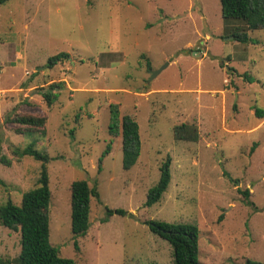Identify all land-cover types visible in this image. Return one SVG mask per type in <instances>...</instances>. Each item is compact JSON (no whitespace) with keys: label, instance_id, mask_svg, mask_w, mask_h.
I'll list each match as a JSON object with an SVG mask.
<instances>
[{"label":"rangeland","instance_id":"374dc122","mask_svg":"<svg viewBox=\"0 0 264 264\" xmlns=\"http://www.w3.org/2000/svg\"><path fill=\"white\" fill-rule=\"evenodd\" d=\"M235 28L244 26L223 20L220 0L1 4L0 155L11 163L0 162V204L19 205L37 185L42 161L12 152L32 145L49 157V242L61 257L172 264V247L145 223L157 220L197 225L199 264L264 262V117L255 114L264 109V29H247L255 43H241L230 39ZM60 52L68 58L47 68ZM60 81L48 107L41 92ZM111 104L119 121L130 115L138 124L140 154L129 169L122 167L120 131H108ZM15 115L46 122L17 133L19 125L7 120ZM181 123L196 127V141L174 138ZM167 156L170 183L145 206ZM79 179L98 197H91L89 227L75 247L70 184ZM245 189L252 204L239 192ZM106 208L125 214L107 217ZM19 252V231L0 224L1 261Z\"/></svg>","mask_w":264,"mask_h":264},{"label":"trees","instance_id":"16d2710c","mask_svg":"<svg viewBox=\"0 0 264 264\" xmlns=\"http://www.w3.org/2000/svg\"><path fill=\"white\" fill-rule=\"evenodd\" d=\"M9 0H0V5ZM221 15L223 20H233L241 23L244 28H235L231 36L241 43H255L246 30L264 29V0H220ZM68 53L60 52L47 59V68H52L68 58ZM232 70V69H231ZM248 82L254 79L243 75ZM64 86L63 82H52L41 92V97L50 107L59 96V90ZM110 121L108 131L110 135L121 133L122 146V167L131 168L140 154L139 128L135 119L130 115H123L119 121V108L117 104L109 106ZM255 114L264 117V109L256 108ZM12 123L19 125L17 133H24L28 130H42L45 125V118L35 115H15L9 119ZM193 125V124H192ZM181 123L173 129V136L176 140L196 141L198 133L196 127ZM110 144L107 145L102 157L109 153ZM13 155L20 159L24 156L33 157L42 161L41 170L37 179V185L24 192L19 205L7 200L0 204V224L13 231L20 233V252L18 256L10 261L0 264H75L74 260L59 255L58 249L49 242V218L48 207L50 202L49 179L46 163L49 159L46 153L35 149L32 145L26 148L14 147ZM100 157L99 161L101 162ZM0 162L9 166L11 159L6 155H0ZM171 158L167 156L160 165V176L154 186L147 192L145 206H151L160 200L166 191L170 179ZM101 166L99 165V170ZM226 174V173H225ZM239 192L243 195L248 204L249 191L247 189ZM98 197L95 187H90L85 179L74 180L70 184V207H71V232L74 245L77 247V237L84 236L89 227L90 200L91 197ZM113 214L124 215L122 209L106 208V216ZM149 230L167 241L172 247V264H199V230L194 223L179 221L170 223L166 221L148 220L145 222ZM245 264H264V262L247 259Z\"/></svg>","mask_w":264,"mask_h":264},{"label":"water","instance_id":"95a60500","mask_svg":"<svg viewBox=\"0 0 264 264\" xmlns=\"http://www.w3.org/2000/svg\"><path fill=\"white\" fill-rule=\"evenodd\" d=\"M232 38V36L230 37V39ZM208 56H210L211 58H213V56H211L209 53H208ZM220 62H221V60L220 59H218Z\"/></svg>","mask_w":264,"mask_h":264}]
</instances>
